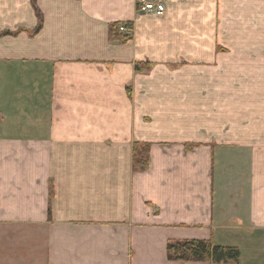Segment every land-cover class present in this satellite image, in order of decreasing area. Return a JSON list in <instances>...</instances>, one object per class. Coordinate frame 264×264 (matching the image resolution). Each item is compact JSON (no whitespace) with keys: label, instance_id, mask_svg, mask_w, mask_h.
Returning <instances> with one entry per match:
<instances>
[{"label":"crops","instance_id":"0c3cea01","mask_svg":"<svg viewBox=\"0 0 264 264\" xmlns=\"http://www.w3.org/2000/svg\"><path fill=\"white\" fill-rule=\"evenodd\" d=\"M162 2L37 0L0 37V264H264V0Z\"/></svg>","mask_w":264,"mask_h":264},{"label":"trees","instance_id":"16d2710c","mask_svg":"<svg viewBox=\"0 0 264 264\" xmlns=\"http://www.w3.org/2000/svg\"><path fill=\"white\" fill-rule=\"evenodd\" d=\"M35 9L38 26L30 31H23L28 33L31 37L36 36L42 29L44 20L42 13L37 5V0H32ZM116 26H114L115 29ZM120 26L116 28L119 29ZM112 28V31L114 30ZM22 32V31H21ZM5 32L1 33L0 37L13 35L16 36L21 33ZM123 42H127L128 36L122 37ZM134 167L136 171L144 172L149 167L150 162V145L149 144H135L134 145ZM240 250L234 247H221L215 245L211 240H184V241H171L167 245V257L172 262H199L209 264H237L240 261Z\"/></svg>","mask_w":264,"mask_h":264},{"label":"built area","instance_id":"2783aa9c","mask_svg":"<svg viewBox=\"0 0 264 264\" xmlns=\"http://www.w3.org/2000/svg\"><path fill=\"white\" fill-rule=\"evenodd\" d=\"M135 2L138 13L162 15L165 11L162 0H135ZM119 31L128 37L132 34L131 26L127 24L121 25Z\"/></svg>","mask_w":264,"mask_h":264},{"label":"rangeland","instance_id":"374dc122","mask_svg":"<svg viewBox=\"0 0 264 264\" xmlns=\"http://www.w3.org/2000/svg\"><path fill=\"white\" fill-rule=\"evenodd\" d=\"M21 31H22V32H21ZM23 31H25V30H20L21 33H23ZM231 264H233V263H231Z\"/></svg>","mask_w":264,"mask_h":264}]
</instances>
